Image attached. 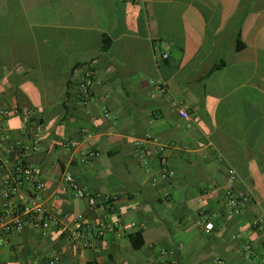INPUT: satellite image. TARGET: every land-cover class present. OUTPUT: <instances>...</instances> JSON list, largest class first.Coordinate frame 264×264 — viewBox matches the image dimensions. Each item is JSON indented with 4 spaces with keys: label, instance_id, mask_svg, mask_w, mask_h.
Instances as JSON below:
<instances>
[{
    "label": "crops",
    "instance_id": "1",
    "mask_svg": "<svg viewBox=\"0 0 264 264\" xmlns=\"http://www.w3.org/2000/svg\"><path fill=\"white\" fill-rule=\"evenodd\" d=\"M0 101V264H264V0H0ZM29 113L42 124L35 149ZM19 160L45 185L46 235L5 228ZM231 167L252 194L237 215L223 201ZM68 172L115 200L91 209ZM33 193L26 183L13 200ZM79 213L89 247L72 239Z\"/></svg>",
    "mask_w": 264,
    "mask_h": 264
},
{
    "label": "built area",
    "instance_id": "2",
    "mask_svg": "<svg viewBox=\"0 0 264 264\" xmlns=\"http://www.w3.org/2000/svg\"><path fill=\"white\" fill-rule=\"evenodd\" d=\"M167 57V54L164 55ZM97 71L93 68H88L85 72L84 77L80 81V89L82 94L87 97L91 94L94 84L96 81ZM10 111L1 103L0 101V128L5 118L9 115ZM179 113L182 117L188 119L190 117L188 111L185 107L179 108ZM30 119L28 125L33 127L30 133L31 139L34 141L33 149L39 144L40 135L42 130V124L37 121L31 113H29ZM74 142L72 145H76ZM139 144H142L140 141ZM21 151L27 153L29 147L20 146ZM164 147H160L163 150ZM97 155L94 151H88L84 153L85 158L93 157ZM163 163H166V158L162 157ZM6 161L0 160V167H5ZM171 171L165 169L163 177L169 175ZM64 180L70 184V186L75 190L77 197H86L88 199L89 207L94 209L97 207L100 200L108 202L112 199L115 200L114 195L110 194H98L91 195L87 193L84 189L80 187L77 181L74 179L73 175L68 172L64 175ZM239 174L236 169L231 167L229 169V181L225 188L224 194V206L226 209L233 214H240L246 203L252 198L251 192L237 187L240 182ZM32 182L34 184V193L27 195L25 201L18 204L13 200L17 195L20 194L22 188L26 183ZM45 190V185L43 182L36 179V170L31 166L27 165L24 161L19 160L14 162L11 166L10 173L5 178V190L4 196L9 201V205L14 211H16V217L13 223L7 224L5 226L8 231H21L26 225L39 226L43 235H46L52 223L56 221V218L48 211V208L40 199V193ZM75 226L72 232V239L74 242L80 244L81 247L91 246L89 235L92 231V226L87 224L82 213L76 215ZM99 233H102L105 229V223L103 221L98 224ZM254 225L257 227H264V220L257 218L254 220ZM205 232L210 233L214 229V224L210 221L201 224ZM243 248L247 256L253 254V247L250 243H244ZM59 259L58 255H53L49 260L48 264H56ZM221 263V261H219Z\"/></svg>",
    "mask_w": 264,
    "mask_h": 264
},
{
    "label": "trees",
    "instance_id": "3",
    "mask_svg": "<svg viewBox=\"0 0 264 264\" xmlns=\"http://www.w3.org/2000/svg\"><path fill=\"white\" fill-rule=\"evenodd\" d=\"M243 47H244V42L241 40L240 35H238L237 48H238V49H241V48H243ZM222 65H223V63H218L217 65H215V67L213 68V70L220 68ZM141 241H142V240H141ZM134 243H135V245H138V244H136L135 241H134ZM140 244H141V242L139 243V245H140Z\"/></svg>",
    "mask_w": 264,
    "mask_h": 264
}]
</instances>
